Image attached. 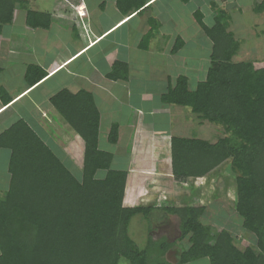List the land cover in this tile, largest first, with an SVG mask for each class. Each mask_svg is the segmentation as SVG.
I'll return each instance as SVG.
<instances>
[{"label": "trees", "instance_id": "trees-1", "mask_svg": "<svg viewBox=\"0 0 264 264\" xmlns=\"http://www.w3.org/2000/svg\"><path fill=\"white\" fill-rule=\"evenodd\" d=\"M15 1L0 0V32L12 21ZM148 1L120 0L117 5L125 14L140 13ZM211 8L209 26L200 10L193 12L210 45L204 80L189 90L187 78L179 76L160 101L188 108L201 121L220 126L224 136L214 143L170 138L171 171L176 183L193 187L204 181L199 185L207 191L216 170L227 165L234 181L231 208L240 218V229L254 237V246L239 250L227 230L213 233L200 222L204 206L183 205L162 209L177 215L181 237L189 242L174 262L165 259L171 246L164 242L154 249L149 241L145 249L137 248L128 235L130 220L139 214L147 218L151 208L123 206L127 171L113 169L112 154L98 146L99 112L93 97L63 90L49 103L84 142L81 177L77 180L23 120L0 134V148L11 152L10 184L0 198V264H118L121 259L128 264H193L203 259L208 264H264V64L233 61L240 42L229 31L230 16L214 4ZM253 11L264 13V0ZM51 21L49 14L27 11L32 28L46 29ZM151 25L141 39L142 49L157 27L154 21ZM182 45L176 38L172 52ZM127 71V65L115 62L108 78L127 79ZM46 76L29 66L26 85L30 89ZM10 99L0 88L1 103L6 106ZM117 138L113 124L109 144Z\"/></svg>", "mask_w": 264, "mask_h": 264}, {"label": "crops", "instance_id": "crops-1", "mask_svg": "<svg viewBox=\"0 0 264 264\" xmlns=\"http://www.w3.org/2000/svg\"><path fill=\"white\" fill-rule=\"evenodd\" d=\"M119 1H15L12 21L3 25L0 32V88L11 97V102L6 106L0 101V134L16 121L23 120L58 160H65L62 162L67 164L69 170L70 166H75L80 173L84 142L50 105L49 99L63 90L72 94L88 93L95 101L101 122L98 146L100 150L112 154V168L116 160H122L123 169L127 171L123 206L131 207L132 201L128 195L134 191L133 199L141 202L138 207L151 208L152 213L148 215V219L153 218L154 214L162 213L165 207L196 204L207 207L206 189L203 185L198 188L194 185L192 187V183L181 186L184 188L175 186L178 183L172 176L170 157V138H196L192 137V133H187L191 134L188 137L180 135L183 132L174 129L179 124L178 118H183V121L185 119L188 126L191 123L194 135L202 129L205 122L192 113H182L179 110L170 112V105L162 104L160 97L173 87L179 76L187 78L189 90H194L196 84L204 80L207 70L205 59L200 60L198 54L197 57L191 56L192 59L187 58L190 56L185 54L184 49L187 44L190 52L189 46L193 45L187 43L188 29L199 28L193 12L207 7L212 15L213 10L209 5L213 1L188 0L184 3L180 0H149L140 13L126 14L119 9ZM229 2L230 0H219L215 6L226 10L225 4ZM237 10L241 12L240 8ZM27 11L49 14L51 24L46 29L30 27L27 24ZM81 11L85 13L82 17L79 15ZM189 20L191 23L188 24ZM151 21L156 22L157 27L153 30L146 49H142L141 39L151 30ZM176 38H180L183 45L173 53ZM203 39H206L203 40V46H206L207 38L204 34ZM115 62L127 65V79L115 81L108 78ZM29 66H36L47 74L30 89L25 81ZM53 79L55 87L51 84ZM132 97L141 103L153 101L157 106L144 114L146 112L139 105L131 103ZM146 115L151 116L155 123L152 119L145 120ZM113 124L118 126V138L115 144H109L108 134ZM221 131L223 132L222 128ZM204 134V138L199 135L200 138L196 139H212L210 143L217 140L218 136L207 137L208 133ZM10 157V150L0 148V194H5L9 188ZM131 179L141 184L135 183L133 189ZM180 189L183 191L180 192ZM168 215L178 220L175 215ZM201 218L202 216L200 222ZM170 219L160 220L158 225L171 233L173 239L165 241L159 238L155 243L165 241L170 245L164 257L167 261L174 262L176 256L188 248L189 242L187 237H181L179 222L176 230L167 228ZM147 238L153 244L154 238ZM236 241H233L235 247L244 249ZM170 255L174 259L171 260ZM195 263L208 264L206 259Z\"/></svg>", "mask_w": 264, "mask_h": 264}, {"label": "rangeland", "instance_id": "rangeland-1", "mask_svg": "<svg viewBox=\"0 0 264 264\" xmlns=\"http://www.w3.org/2000/svg\"><path fill=\"white\" fill-rule=\"evenodd\" d=\"M204 1V0H203ZM207 1V0H205ZM214 5H217L219 3V0H211ZM262 0H230V2L225 4V12H227L230 16V27L229 31L233 33L235 38L240 42V48L238 54L233 58V61L239 62V61H246V60H256L255 64L258 66H261L264 64V13L261 14H255L253 11V8L257 6ZM208 2V1H207ZM212 3V4H213ZM208 6V4H207ZM211 6V4L209 5ZM190 8V7H186ZM238 8H240L241 12H238ZM201 13L204 16V24L205 25H211L212 20H213V15L208 12L207 7L206 8H200ZM195 20V19H194ZM196 22V21H195ZM176 22H173V24ZM191 23V20L188 21V24ZM197 24V23H196ZM176 25V24H175ZM199 33V35H198ZM188 37L189 40L187 43H192L193 45H190V52L188 50L187 44L185 46L184 52L187 56V58L192 59V57H197L196 54L200 56V60L203 58L205 59L204 65L208 66V54H209V41L207 39L206 41V46H203V32L200 29V27L197 30H194L193 28L188 29ZM206 38V37H205ZM199 42V43H198ZM198 44V45H197ZM199 49V51L197 50ZM157 52H155L156 54ZM191 54V55H190ZM158 55V54H156ZM192 56V57H191ZM203 59V60H204ZM191 63H197L191 61ZM168 64H170L168 62ZM201 62H199V65ZM191 65V64H190ZM188 77H191L188 74ZM59 78V77H58ZM54 79L51 81V84L53 87H55ZM132 85V84H131ZM133 93V92H132ZM135 96V94H134ZM137 99V98H136ZM132 104H137L139 105L143 110V112H146L144 114H147L151 110L152 107H156L157 104L151 102H140L139 100H135V97H132ZM23 104V103H22ZM176 106H170V112H174L175 110H179L182 113H191L188 108H174ZM17 111H20L19 109H15ZM176 112V111H175ZM177 117V116H176ZM100 119V118H99ZM122 121V118H120ZM152 119L153 122L155 123L154 119L146 115L145 120H150ZM185 121V119H184ZM183 121V118H178L177 122L179 124H176L174 129L176 131H182L183 133H179L180 135H185V137H188L187 133H192V137L200 138L199 135L204 138V133H208V136H218L221 137L224 136V133L221 131V127L219 126H213L210 123L205 122V124L202 126V129L194 135L193 130L190 128L192 125L189 123V126ZM192 122L194 120H191ZM99 123L101 124L100 120ZM182 124V125H181ZM194 124V123H192ZM208 125V126H207ZM211 125V126H209ZM194 126H196L194 124ZM204 128H206L204 130ZM210 130V131H208ZM214 132V133H212ZM216 132V134H215ZM206 137V138H207ZM209 141H212V139H209ZM104 146H106V143H104ZM111 148V146H110ZM117 148V147H116ZM113 149V148H112ZM65 161V160H62ZM122 160L117 161L116 164L113 166L115 169H123V164H121ZM79 166V165H78ZM71 171L73 175L77 178V180L80 179L81 177V171L78 173L76 171L75 166H70ZM220 170V171H219ZM218 171L216 170V173H214L215 179H211L208 181V187L212 189H207L206 191V200L205 204L207 207H205V212L202 215V220L201 222L205 224L206 226L212 227V232L215 233L217 231H220L221 229H225L231 233H233V241L237 240L238 243H240V248H245V247H252L255 244V239L253 236L249 235L248 233H245L243 230L240 229V218L236 215V213L232 210L231 205H232V200L234 199V194H233V185L234 181L232 178V174L229 172V167L227 165L223 164V166L220 167ZM215 172V171H214ZM225 178V179H224ZM143 180V179H142ZM204 181H201L202 183ZM225 182V185H224ZM135 183L141 184V182H136L134 179L130 180L131 186H133V189L135 187ZM199 183V184H200ZM197 182L194 183V186L198 188L200 186ZM185 184H176L175 186H180V188ZM187 190V189H186ZM183 189H180V192H182ZM4 192L0 194V198ZM125 195V193H124ZM134 191L133 194L131 193L128 195L130 197L131 201V207H138L141 202H137L136 200L133 199L134 196ZM218 195V196H217ZM216 196V197H214ZM124 200V199H123ZM157 201V200H156ZM137 204V205H136ZM124 205V202H123ZM196 206H198L196 204ZM152 212H150L151 214ZM171 216V215H170ZM177 217V215H175ZM155 217V219H153ZM154 217L151 219L146 218L145 216L139 214L134 216L129 223L128 226V235L130 239L136 244L137 248L140 250L145 249L148 246V240L150 237L153 239V244L151 241V246L150 249H154L155 247H159V245L154 244L157 240H168V239H173L171 237L172 234L167 233L164 228H160L158 225L160 220H163L165 218H171L170 221H168L167 228H172V230H176V225H178V222L180 224V220L178 218L174 219V217H169L166 212L158 213L157 215L154 214ZM161 218V219H159ZM148 220V221H147ZM155 221V222H154ZM173 221V222H172ZM171 222V223H170ZM155 224L156 227L153 228V225ZM170 224V225H169ZM232 225V226H228ZM158 226V227H157ZM154 229L151 231V229ZM172 232V231H171ZM248 234V235H247ZM162 237V238H161ZM249 237V238H248ZM164 241V242H165ZM236 241V242H237ZM171 260H172V255H170ZM174 259V258H173ZM118 264H128L124 259H121ZM199 264V263H195Z\"/></svg>", "mask_w": 264, "mask_h": 264}, {"label": "built area", "instance_id": "built-area-1", "mask_svg": "<svg viewBox=\"0 0 264 264\" xmlns=\"http://www.w3.org/2000/svg\"><path fill=\"white\" fill-rule=\"evenodd\" d=\"M83 14H84V13H83V12H81L79 15H80V16H82Z\"/></svg>", "mask_w": 264, "mask_h": 264}, {"label": "clouds", "instance_id": "clouds-1", "mask_svg": "<svg viewBox=\"0 0 264 264\" xmlns=\"http://www.w3.org/2000/svg\"><path fill=\"white\" fill-rule=\"evenodd\" d=\"M81 12H83V13H84V11H81ZM83 15H85V13H84ZM83 15H82V16H83ZM82 16H80V17H82Z\"/></svg>", "mask_w": 264, "mask_h": 264}]
</instances>
